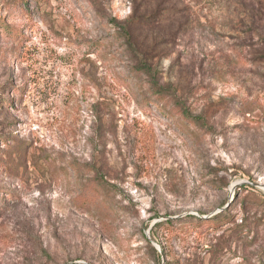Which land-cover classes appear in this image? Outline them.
I'll return each instance as SVG.
<instances>
[{
    "label": "rangeland",
    "instance_id": "rangeland-1",
    "mask_svg": "<svg viewBox=\"0 0 264 264\" xmlns=\"http://www.w3.org/2000/svg\"><path fill=\"white\" fill-rule=\"evenodd\" d=\"M15 2L0 264H264V0ZM94 179L98 202L81 196Z\"/></svg>",
    "mask_w": 264,
    "mask_h": 264
},
{
    "label": "trees",
    "instance_id": "trees-1",
    "mask_svg": "<svg viewBox=\"0 0 264 264\" xmlns=\"http://www.w3.org/2000/svg\"><path fill=\"white\" fill-rule=\"evenodd\" d=\"M15 6H20L19 2L21 0H15ZM142 21V19H137L134 17H130L124 25H120L119 28V33L118 35L121 38H124L126 40V45L130 46V48L135 47V42L133 40L134 38V30L138 26V24ZM2 28H5L7 31L9 30V34L12 31L15 33H19L18 29L16 28L15 25H13L12 28L7 27L6 25H3ZM135 49V48H134ZM134 69H136V72H144L148 77H149V83H150V89L153 91L152 96L154 97V103L157 105H163L165 101L164 91H166L168 88L161 83V81L158 79L157 72L153 69L152 64H150L147 60L145 59H139L138 64L134 66ZM179 117L189 121L190 116L189 114L186 113H177ZM2 138V136H0ZM4 144L6 145L7 148H10L8 144V140L3 138ZM1 152V150H0ZM101 190V185L97 180H89L85 185H83V189L81 191V196H84L86 199L90 201H99L98 194L100 193ZM4 196L3 194H0V197ZM197 220H201L200 217H196ZM206 222V221H205ZM170 223V222H169ZM201 223H204L202 220ZM157 227H161V225H157ZM155 228V230H156Z\"/></svg>",
    "mask_w": 264,
    "mask_h": 264
}]
</instances>
